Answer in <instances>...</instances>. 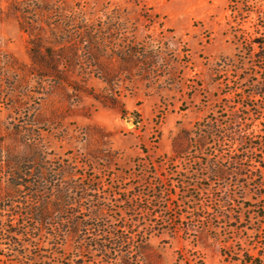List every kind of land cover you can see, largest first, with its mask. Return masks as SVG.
Returning <instances> with one entry per match:
<instances>
[{"label":"rangeland","instance_id":"rangeland-1","mask_svg":"<svg viewBox=\"0 0 264 264\" xmlns=\"http://www.w3.org/2000/svg\"><path fill=\"white\" fill-rule=\"evenodd\" d=\"M253 40L264 43V0H0V173L12 153L32 184L0 204V264L76 254L77 240L39 229L37 248L14 245L7 230L37 227L27 209L41 198L52 229L70 216L82 235L131 228L155 264H264Z\"/></svg>","mask_w":264,"mask_h":264},{"label":"trees","instance_id":"trees-1","mask_svg":"<svg viewBox=\"0 0 264 264\" xmlns=\"http://www.w3.org/2000/svg\"><path fill=\"white\" fill-rule=\"evenodd\" d=\"M234 3V0H230ZM252 43H257L259 48L264 47V43L260 41L253 40ZM262 89V88H259ZM259 95L262 96V93L258 91V89H255L251 94H249V97ZM124 113V112H123ZM211 126V125H210ZM212 129L213 126H211ZM201 136L207 139V137L214 136L211 133L203 132L201 130L200 133ZM234 141V139H232ZM251 149H256L260 151V153H264V144L263 142H252L250 145ZM2 155V152H0V158ZM5 158L4 166L3 168L5 171L1 174L4 175V178L7 179V186L9 189H11V193L7 194L6 196H3L0 198V204L3 203H12L15 198H17L18 193L22 191L23 189L27 187H31V183L26 180L31 172V168H23L24 162L18 161V158L11 154H8V156H3ZM248 161H252V158H246ZM244 160V159H242ZM263 167L264 169V159L260 158V160H255ZM19 164L17 165V163ZM23 165V166H22ZM215 169L213 171L214 175L219 178H224L226 175V172L222 167L214 166ZM26 177V178H25ZM35 194L41 193L38 191L34 192ZM20 196V195H19ZM59 202H62L63 205H68L71 202L69 201L68 196L66 195V192L60 191V196L58 199ZM39 206L37 208H29L27 209V215L30 216V220L33 222V224L37 225L33 228L30 227V225L23 224L21 227H18L19 230H7V233L10 235L11 239L14 240V245L18 247H26L28 245H31L34 248H37L33 244V239H36V236L31 235V231H34L35 229H39L41 232L44 233L47 237H50L49 239L55 240L59 239L61 237L65 238L66 235L71 237L74 240H77L78 247H75V254L73 257L68 259L67 264H155L153 261L154 259H151L154 257V254L152 252V249L150 248V245L148 243L147 237L145 238V241H143V236L137 234L136 231H133L131 228H127L121 232L117 231H106L101 226H94L95 234H84L82 235V229H81V222L79 220H75V218H71L73 216L67 217L66 219L62 218L63 216L60 215L61 221H65L67 224H69L67 230H61L56 231L54 228L52 229V221H55V214L53 211L49 210L47 208V205L49 204L45 198H41L38 200ZM54 207H59L60 204L57 202L53 204ZM6 209L12 208V204H6L4 205ZM95 218L97 219V215H95ZM14 228L17 227V224H13ZM85 229H87V232L89 233L92 229L90 226L83 225ZM22 230H21V229ZM139 237L142 238V241H136ZM28 238V240H24ZM19 241H18V240ZM136 245H133L132 242ZM28 243V244H24ZM31 252V251H30ZM30 252L25 250L23 253V256L25 255V259L28 261V264H39L36 263V261H40V264H50L48 262L49 257L43 256L41 253H35L32 254L34 256L35 260H32L30 256ZM60 258H64L65 255L63 253H57L55 255H58ZM88 255V256H87ZM55 264H65L63 262H55Z\"/></svg>","mask_w":264,"mask_h":264}]
</instances>
